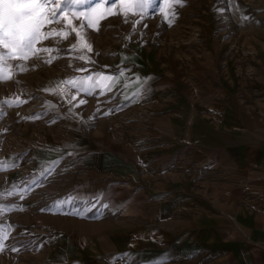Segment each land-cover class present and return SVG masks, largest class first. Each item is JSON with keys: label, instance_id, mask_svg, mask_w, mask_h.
Masks as SVG:
<instances>
[{"label": "rangeland", "instance_id": "1", "mask_svg": "<svg viewBox=\"0 0 264 264\" xmlns=\"http://www.w3.org/2000/svg\"><path fill=\"white\" fill-rule=\"evenodd\" d=\"M98 3L100 10L111 12L98 21V31L88 28L81 16L73 17L72 24L60 19L45 25V32L56 28L57 34L40 41L37 48L51 51L12 60L11 79L0 81V237L7 236L0 239L5 246L0 264H142L139 259L149 250H138L132 223L128 229L127 224L119 225V218H109L116 204L105 210L106 204L98 205V194L90 197L91 187L100 193L119 180L108 179L99 170L104 157L94 152L83 155L81 146L90 150L99 138L84 134L83 125L73 128L72 121L87 118L91 123L98 116L104 118L102 107H109L108 115H112L123 99L112 79L127 65L161 73L163 84L168 85L162 89L164 97L176 100L179 87L191 94L202 80L213 73L226 74L229 67L235 81L249 82L251 65L258 58L264 60V0H184L166 8L177 13L171 21L160 11L162 0H154L147 12L127 16L119 0H87L76 11ZM73 26L86 34L91 51L80 47ZM64 32L68 34H60ZM100 73L112 77L104 81L108 87L81 92L76 86L84 77L95 79ZM125 74L129 73L121 72L129 78ZM16 97L22 102H15ZM82 99L85 103H80ZM84 106L90 113L82 116ZM104 126L112 141L108 125ZM55 136L60 143H68L58 145L60 159L52 161L47 158L53 155L43 151L51 150L47 143ZM85 193L89 197H81ZM75 201L78 206L73 205ZM145 236L142 243L153 245L148 243L152 236Z\"/></svg>", "mask_w": 264, "mask_h": 264}, {"label": "crops", "instance_id": "2", "mask_svg": "<svg viewBox=\"0 0 264 264\" xmlns=\"http://www.w3.org/2000/svg\"><path fill=\"white\" fill-rule=\"evenodd\" d=\"M251 66L249 82L235 81L229 67L191 94L179 87V97L171 100L162 92L168 85L161 73L127 65L120 71L129 78L118 71L112 79L123 92L112 115L102 107L104 118L72 121L89 138L98 135L94 148L81 146L83 155L104 157L103 164L97 160L99 170L119 181L100 193L91 187L90 197L98 194L105 210L116 204L109 218H119V225L128 229L132 223L138 250H149L140 263L264 264V60ZM85 109L82 116L90 113ZM64 142L49 140L51 150L43 151L53 155L48 160L60 159L58 145ZM145 235L153 245L142 243Z\"/></svg>", "mask_w": 264, "mask_h": 264}, {"label": "snow or ice", "instance_id": "3", "mask_svg": "<svg viewBox=\"0 0 264 264\" xmlns=\"http://www.w3.org/2000/svg\"><path fill=\"white\" fill-rule=\"evenodd\" d=\"M183 2L184 0H162L160 11L164 12L165 18L171 21V17L177 13L174 9L168 12L166 8ZM85 3L87 0H64L62 4L59 0H0V81L11 79L14 67L11 63L12 60L24 61L37 52L51 51L48 48H37L40 41L57 34L56 28L45 32L43 30L45 25L54 24L60 19H63L67 24H72L73 17L81 16L87 21L88 28L98 31V21L105 18L106 13L111 14L110 9L100 10L101 6L98 3L94 7L77 12V6ZM119 4L122 13L127 16L130 12H147L152 8L154 0H119ZM134 27L135 25H133ZM73 31L76 32L80 47L91 51L92 44L86 34H82L80 29L75 26H73ZM60 34L66 36L68 33ZM80 58L84 59V57ZM15 67L22 70L19 69V64H16ZM80 70L83 71V69ZM111 79L112 77L100 73L95 79L84 77L76 86L81 92H87L95 88L108 87L104 81ZM45 91H50V89H45ZM8 102L13 103L11 100ZM15 102L22 101L16 97ZM80 103H85V101L82 99ZM0 239H7V236L0 237ZM4 247L0 243V252L4 250ZM10 250L18 251L16 247H11Z\"/></svg>", "mask_w": 264, "mask_h": 264}]
</instances>
